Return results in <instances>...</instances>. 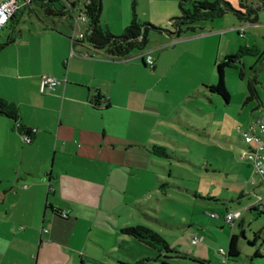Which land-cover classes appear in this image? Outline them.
<instances>
[{
	"label": "crops",
	"instance_id": "crops-1",
	"mask_svg": "<svg viewBox=\"0 0 264 264\" xmlns=\"http://www.w3.org/2000/svg\"><path fill=\"white\" fill-rule=\"evenodd\" d=\"M132 2L141 21L159 28L180 15L178 0H101V27L122 34ZM250 23L225 14L199 22L211 29L194 34L152 28L145 48L122 59L74 42L69 17L48 16L37 4L17 9L0 26V98L17 106L19 126L36 131L26 143L0 114V264H129L107 258L97 236L90 239L103 226L106 191L132 189L139 172L161 166L147 148L155 132L169 124L173 107L202 92L204 80L209 90L219 58L249 47L242 31L264 22ZM43 76L59 83L44 86ZM160 178L155 173L154 187ZM86 189L98 200L83 199ZM124 225L131 224L117 230Z\"/></svg>",
	"mask_w": 264,
	"mask_h": 264
},
{
	"label": "rangeland",
	"instance_id": "rangeland-1",
	"mask_svg": "<svg viewBox=\"0 0 264 264\" xmlns=\"http://www.w3.org/2000/svg\"><path fill=\"white\" fill-rule=\"evenodd\" d=\"M234 6H238V2ZM257 15L256 22H264V10H259ZM255 26V29L242 31L250 39L249 46L255 52L240 56L239 62L225 68L229 101L207 90L203 85H207L208 80H204L202 92L173 107L170 121H166L169 124L155 132L157 135L151 143L167 147L170 158L153 155L161 166L151 165L154 170L139 172L134 177L137 185L133 184L132 189L106 191L107 208H102L105 218L100 219L103 226L94 229L90 239L97 236L96 247L101 251L106 249L107 258L120 256L129 260V264L135 261L138 264H164L162 259L166 264H199L204 261L224 264L223 255L217 252L220 248L227 251L233 232L239 236L240 254L226 263L264 264V211L259 213L256 209H249L257 196L264 195V178L253 173L247 162L239 158L246 147L239 145L242 138L238 134V128L243 134L255 117L264 114V24ZM203 27L206 31L211 29ZM255 75L259 100L246 101L247 80ZM178 99L179 96L171 97L172 102ZM155 173L163 182L167 181L163 186L164 193L154 187ZM248 181L261 186L249 196L238 198L240 192L237 189L246 190ZM82 198L98 200L92 189L84 190ZM228 211L235 215L232 222L224 220ZM215 212L219 217H210ZM124 223H141L162 233L173 249L163 254L178 257L169 259L162 254L157 258L156 249L129 236H126L128 241L124 240L116 228ZM256 232H260V237L251 244ZM194 239L196 244L192 243ZM203 247L207 253L201 252ZM257 248H260L261 256H254ZM194 249L200 254H195L197 258L192 259L190 250ZM182 254H186L185 258ZM143 258L145 260L141 261ZM126 263L114 261L113 264ZM88 264L99 263L91 261Z\"/></svg>",
	"mask_w": 264,
	"mask_h": 264
},
{
	"label": "trees",
	"instance_id": "trees-1",
	"mask_svg": "<svg viewBox=\"0 0 264 264\" xmlns=\"http://www.w3.org/2000/svg\"><path fill=\"white\" fill-rule=\"evenodd\" d=\"M178 1L180 7V15L172 17L170 19L169 27L167 28H159L149 22L141 21L137 16L135 5L132 2V15L130 23L125 27L124 31L120 35H114L110 31L101 27V0H24L23 4L20 7L37 4L39 8L44 11V14L52 16L54 18L69 17L73 19L74 14H77L78 12L82 11L88 19L89 32L83 39H75L74 42L88 44L92 52L105 51V54L108 57L122 59H128L131 56L132 52L140 51L145 48L148 32L152 28L164 30L171 34L175 33L177 36H181L183 33L194 34L196 32L204 30L203 26L198 25L199 22H210L217 17H221L227 13H232L240 20L254 23L258 18V11L264 10V0H238V6H234L228 0ZM55 2H58L59 5H57ZM20 7H18L17 9H19ZM15 11L12 13L11 17L15 13ZM254 52L255 49L253 47L240 46L235 53L226 55L223 58L217 60L214 63L217 80L215 83L208 86L210 92L219 95L222 99L228 102L230 95L226 89L224 81L225 68L227 66L234 65L235 63L239 62L240 56L244 54H251ZM246 87V101L259 100L256 75L253 78L247 80ZM0 114L9 117L21 134H29L30 129L18 125L19 111L14 103L0 98ZM238 129L240 130V128ZM239 130L238 134L242 138L239 142V145L245 146L247 148V145L244 143V138L239 132ZM147 148L149 153L152 155H157L163 158H170L169 151L165 146L151 144ZM239 158H241L240 155ZM163 181L164 180L161 178L158 179V184L156 185V187L164 193L165 189L163 188V186L164 184H167V181ZM259 186H261L260 183L257 184L254 181H250L246 190H238L240 193H234H239L238 198L247 195L249 196V194ZM258 197L259 196H257L252 201L249 209H256L257 211H259V213H263L264 202L258 204ZM119 231L125 235L132 237L138 242L145 244L148 247L156 249L158 252L157 258H160L163 252L165 251H173V249L169 246L162 233L144 224L140 223L135 225H124L119 228ZM259 237L260 232L254 233V237L251 241V244H255L256 240ZM238 242L239 236L235 233H232L229 237L228 247L226 251L227 260L236 258L240 254ZM163 255L164 258L169 259L172 257H178V255ZM183 255L186 254H182V256ZM254 256H261L260 248L256 249ZM144 260L145 258L141 259V261ZM162 263L166 264L167 262L162 259Z\"/></svg>",
	"mask_w": 264,
	"mask_h": 264
},
{
	"label": "built area",
	"instance_id": "built-area-1",
	"mask_svg": "<svg viewBox=\"0 0 264 264\" xmlns=\"http://www.w3.org/2000/svg\"><path fill=\"white\" fill-rule=\"evenodd\" d=\"M24 0H2L0 1V26L6 24L12 13L23 4ZM73 41L75 39H83L88 34V19L86 15L80 11L73 15ZM81 24H87L84 29L81 28ZM111 58V57H110ZM147 62L149 65L154 63V60L150 55H147ZM59 83V80L50 76H43L42 84L44 86H49L54 88ZM239 130V129H238ZM36 130L32 129L29 134H22V140L26 143L31 141V134ZM244 138V143L247 145L246 151L240 156L244 159L252 168L253 173L262 175L264 178V114L257 116L249 124L247 129L243 131L242 134ZM264 202V197L259 196L257 198V203L260 204ZM212 218L218 217L217 214L211 213ZM235 215L233 213H227L225 215V220L232 222ZM44 231H48L44 229ZM196 240H192L195 243ZM197 243V242H196ZM195 243V244H196ZM226 258V252L223 249L218 251Z\"/></svg>",
	"mask_w": 264,
	"mask_h": 264
}]
</instances>
